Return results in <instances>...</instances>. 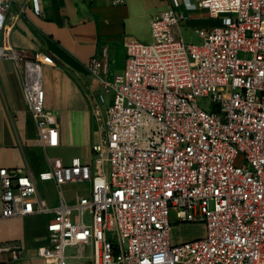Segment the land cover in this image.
Masks as SVG:
<instances>
[{"label":"built area","instance_id":"1","mask_svg":"<svg viewBox=\"0 0 264 264\" xmlns=\"http://www.w3.org/2000/svg\"><path fill=\"white\" fill-rule=\"evenodd\" d=\"M11 2L0 0V35ZM29 2L42 12L41 0ZM198 6L221 14L218 24L196 29L200 44L186 42L183 17L170 8L152 19L150 42L127 38L125 68L113 80L105 78L106 49L88 63L113 99L103 116V95L92 97L100 132L92 162L55 158L38 175L57 187L56 206L28 167H0V219L50 216L48 243L30 264H67L68 247L88 264H264V0ZM0 58L20 65L39 145L57 147L43 82L50 56L26 59L0 45ZM81 183L85 192L70 200L64 186ZM172 209L179 223H203L204 235L174 242ZM22 250L0 241V264L18 262Z\"/></svg>","mask_w":264,"mask_h":264},{"label":"crops","instance_id":"2","mask_svg":"<svg viewBox=\"0 0 264 264\" xmlns=\"http://www.w3.org/2000/svg\"><path fill=\"white\" fill-rule=\"evenodd\" d=\"M199 1L127 0L124 5L115 6L111 0H41L42 12L38 13L30 2L26 5V0H12L5 13L0 45L17 49L26 59H33L41 52L50 56L52 63L43 70L45 105L57 116L60 143L48 148L39 145L38 131L22 90L20 65L0 58V167H28L37 178L42 196L51 206H56L57 187L51 181H40L38 175L49 170L55 158L64 164L74 159L92 162L91 147L100 138L92 97L103 95V116L113 99V93L104 92L99 79L89 71L88 63L106 49L105 78L113 80L125 66L117 71L110 63L119 50L126 55L127 38L150 42L152 19L170 8L183 17L179 24L181 33L186 28L218 24L221 14L211 15L208 9L198 6ZM24 5L26 9L21 12ZM47 150L53 153H46ZM70 185L74 184L65 185L64 191ZM39 217L44 218V223L36 228L34 219ZM49 218L34 215L3 219L22 221L28 226L25 232L0 238L1 242L16 240L22 244L20 260L14 264H30L38 247L48 243Z\"/></svg>","mask_w":264,"mask_h":264},{"label":"rangeland","instance_id":"3","mask_svg":"<svg viewBox=\"0 0 264 264\" xmlns=\"http://www.w3.org/2000/svg\"><path fill=\"white\" fill-rule=\"evenodd\" d=\"M183 36L186 42L193 43V44H200L201 38L196 33V29L194 28H186L183 30ZM116 58L113 62L110 63L111 68L116 69L117 71H121L122 68L125 66L126 63V55L123 54L122 50H119L116 54ZM240 57H250L249 54L241 53ZM207 103L206 99H201L199 101L200 105H205ZM46 153H53L52 150H47ZM87 187V183H81V184H74L70 185L68 190H66V194L70 197L75 196L77 191L85 192V188ZM72 198V199H73ZM90 216H85V221L90 222ZM170 220L172 223L171 226V238L174 242H186L190 240H194L197 238H200L205 233V225L200 222H184L179 223L176 218V212L174 209L171 210L170 213ZM44 223V218H35L34 219V227L38 228L41 227ZM28 230V226L24 224L22 221H8V220H0V238H4L5 236H12L16 235L17 232H25ZM65 253L67 256H69L67 264H88V261L90 258L88 256L81 257V258H75L71 257L75 255L76 249L68 247L65 250ZM90 253V247L86 255H89Z\"/></svg>","mask_w":264,"mask_h":264}]
</instances>
